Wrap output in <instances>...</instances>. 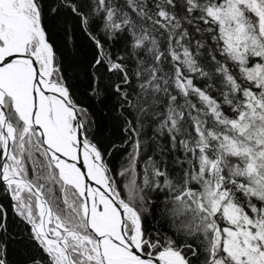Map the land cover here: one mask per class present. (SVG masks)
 I'll list each match as a JSON object with an SVG mask.
<instances>
[{
  "label": "snow or ice",
  "instance_id": "snow-or-ice-1",
  "mask_svg": "<svg viewBox=\"0 0 264 264\" xmlns=\"http://www.w3.org/2000/svg\"><path fill=\"white\" fill-rule=\"evenodd\" d=\"M62 14L93 46L81 95L111 149L51 39ZM0 194L30 264H264V0H0ZM153 208L174 235L146 229Z\"/></svg>",
  "mask_w": 264,
  "mask_h": 264
},
{
  "label": "trees",
  "instance_id": "trees-1",
  "mask_svg": "<svg viewBox=\"0 0 264 264\" xmlns=\"http://www.w3.org/2000/svg\"><path fill=\"white\" fill-rule=\"evenodd\" d=\"M46 24L50 30V36L57 50V55L62 59L65 74L72 78V82L77 85L79 92L77 96L86 105H90V101L81 95L84 91L86 83V72L91 56L93 55V46L81 30L78 20L70 14H62L58 18H49ZM198 86L203 87L202 81H197ZM216 95L215 92L212 93ZM195 102V98H193ZM95 112V120L97 122L96 138L104 149H111L113 144H122V133L119 127L111 121L104 113L92 106ZM125 151L117 150L113 152L110 159V167L118 168L120 160L125 156ZM123 189L125 181L117 177ZM0 203L6 206L10 202L6 196L0 194ZM146 229L155 234L159 231L162 234L174 235L173 225L170 218L160 215L159 210L153 208L150 214L146 215ZM8 232L11 235L9 241L10 258L13 264H30L32 256L42 255L37 246L30 240V232L28 226L25 225L18 217H16L9 206L8 208Z\"/></svg>",
  "mask_w": 264,
  "mask_h": 264
}]
</instances>
